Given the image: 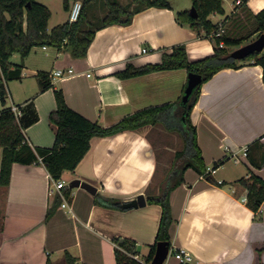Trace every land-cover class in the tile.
<instances>
[{
	"label": "crops",
	"instance_id": "obj_1",
	"mask_svg": "<svg viewBox=\"0 0 264 264\" xmlns=\"http://www.w3.org/2000/svg\"><path fill=\"white\" fill-rule=\"evenodd\" d=\"M39 2L51 11L48 31L68 20L69 10H65L61 21L51 22V0ZM241 2L245 11L236 0H231L227 9L223 0L224 14H212L211 22H225L228 31L234 33V19L252 21L251 14L264 8V0ZM184 9L188 8L181 9L171 0L170 8L148 7L135 13L127 25L97 29L83 58L72 57L64 45L35 46L25 58L13 54L9 61L22 64V71L19 79L6 83L5 106H17L20 116L28 107L36 113L37 119L23 129L28 144L53 145L55 128L48 115L55 108L54 89L62 90L72 110L103 127L144 108L176 101L187 82L185 69L130 78H119L115 73L128 62L135 66L157 63L163 51L170 52L177 44L185 45L190 60L213 54L210 36L176 21L175 12ZM142 48L147 51L142 52ZM57 69L72 72L52 77L50 74ZM39 72L48 73L51 80V87L43 91L36 77ZM13 81L18 83L10 87ZM190 120L205 165L223 161L211 175L224 184H212L192 169L185 171L183 183L169 195L171 248L185 249L196 264H258L255 249L264 245V201L257 212L250 210L244 201L247 191L238 180L252 170L264 181V166L255 168L242 154V149L256 139L264 145L262 67L248 62L239 68L217 71L201 84ZM173 137V132L161 125L93 137L75 169L61 175L65 180L79 179L94 185L95 194L105 198L127 201L143 194L145 205L131 209L95 203V194L80 187H66L63 192L69 189L68 207L60 206V198L52 216L45 220L56 196L49 194L47 170L42 163H13L8 186L0 188L4 192L0 264H47V260L65 264V250L77 263L116 264L115 239L133 240L135 258L144 259L154 243L161 216L160 205L147 199L164 190L159 181L172 153L174 158L175 151L168 143ZM1 154L0 149V161ZM171 248L163 264H179ZM260 262L264 264V250Z\"/></svg>",
	"mask_w": 264,
	"mask_h": 264
},
{
	"label": "trees",
	"instance_id": "obj_2",
	"mask_svg": "<svg viewBox=\"0 0 264 264\" xmlns=\"http://www.w3.org/2000/svg\"><path fill=\"white\" fill-rule=\"evenodd\" d=\"M73 1L75 0H62L63 9L69 10ZM191 1L197 11V16H191L189 9L178 10L175 12L176 21L195 32L203 31L205 35H211L218 29L219 24L212 23L210 16L214 13L224 14L223 0ZM81 2L82 8L75 22L67 20L48 31L47 24L51 11L46 5L37 0H0V103L2 104L0 109V149L2 150L0 188L5 189L8 186L13 163L25 165L42 163L51 179H59L64 171L75 169L89 150L90 140L93 137L113 135L147 125H161L170 132H177L182 139V148L174 153L166 188L160 195L150 196L147 199L148 203H156L161 207L155 240L148 255L138 260L135 258L133 240H114L116 264H150L159 241L169 242L171 248L169 228L173 223V217L169 195L173 189L183 183L185 171L192 169L212 184H224V182H217L206 171L207 166L197 143L196 128L191 123L190 113L198 99L201 84L220 69L239 68L245 63L252 62L262 67L264 83V49L260 52H252L239 60L230 57L231 51L254 40V35L264 33V8L256 14H251L252 30L250 32L232 34L225 26V22H222L221 36L211 37L213 54L209 56L190 60L185 45L177 44L171 47L170 52L163 51L161 60L157 63L135 66L128 62L124 69L115 73L119 78H130L172 69H185L187 73H196L200 75L201 83L193 90L185 105L181 104L183 89L180 97L174 102L144 108L123 117L109 127H103L98 122L90 121L72 110L66 104L62 90L54 89L55 108L48 115V121L55 128L53 145L51 147H31L24 137L23 129L37 119L36 113L28 107L24 114L17 117L11 110V106H5L6 83L19 79L22 71V64L11 63L10 57L18 54L21 58H25L35 46L50 45L60 48L64 45L72 57L83 58L86 56L87 48L97 29L112 24L127 25L135 13L148 7H171V0H130L131 3L127 6L117 0H81ZM98 3H104L105 13L101 19L96 21L91 11L92 6ZM240 6L243 11L247 9L242 2ZM219 41H223V47L218 45ZM36 77L40 91L51 87L48 73L39 72ZM246 156L255 168L263 167L264 145L258 139L254 140L247 145ZM222 162L214 163L212 167L216 169ZM238 182L247 191L245 204L250 210L257 212L264 201V181L259 175L249 170L247 176L239 179ZM68 190L64 191L65 196L68 195ZM133 200L119 201L102 197L98 193L94 196L95 203L119 209L136 207L133 205ZM59 204L60 197L56 194L45 220L52 216ZM255 250L259 256L258 264H261L260 256L264 245ZM173 251L171 248V253ZM63 255L65 264H84L77 263V259L67 250L63 252ZM47 264H51L49 260Z\"/></svg>",
	"mask_w": 264,
	"mask_h": 264
},
{
	"label": "water",
	"instance_id": "obj_3",
	"mask_svg": "<svg viewBox=\"0 0 264 264\" xmlns=\"http://www.w3.org/2000/svg\"><path fill=\"white\" fill-rule=\"evenodd\" d=\"M189 13L191 16L196 17L197 11L194 6H192L189 9ZM264 49V33L259 34L254 40L234 49L230 53V57L236 60L242 59L246 56H248L252 52H260ZM201 83V77L200 75L196 73H188L187 75V82L184 88V93L181 98V104L185 105L192 94L193 90ZM69 188L73 187H80L85 189L91 194H95L97 188L86 182L81 181L79 179H72L69 184ZM146 203V199L143 194H138L134 200L133 205L136 207L144 206ZM170 252V245L167 241H159L156 244L155 252L153 255L152 260L150 261V264H163L165 260L167 259ZM190 264V263H186Z\"/></svg>",
	"mask_w": 264,
	"mask_h": 264
},
{
	"label": "rangeland",
	"instance_id": "obj_4",
	"mask_svg": "<svg viewBox=\"0 0 264 264\" xmlns=\"http://www.w3.org/2000/svg\"><path fill=\"white\" fill-rule=\"evenodd\" d=\"M39 1V0H38ZM118 2H120L122 5H129L131 2L130 0H117ZM172 2H174V4L177 7H180L181 9L184 8H188L190 9L192 7V1L191 0H172ZM231 3V0H224V7L228 9L229 5ZM51 5L53 7V18L51 19L52 21H61L60 18L65 16V10L63 9L62 6V0H51ZM105 11V5L104 3H98L97 5H93L92 6V11H91V15L93 16V18L98 21L99 19H101L104 16V12ZM237 19L233 20V32L232 34H239V33H247L250 32V30H252V21H248V20H243L240 19L239 21H236ZM241 20H243V22H241ZM257 37L254 36L253 39H255ZM15 61L18 60V55H16V57L14 58ZM29 76V75H28ZM17 81H13L12 83L9 82V85L11 87L12 86H16L17 85ZM174 134V140H172L171 142L167 141L168 143H170L172 149L174 151H178L182 148V139L180 137V135L177 132H173ZM173 159V153L171 155V157L169 158V163H168V167L170 165V160ZM168 167L166 169H164V171L162 170V175L160 177V183H161V187L163 186L162 189L166 188V183L168 180V176L170 174V172L168 171ZM167 178V179H166ZM3 198H4V192L2 189H0V226H1V215H2V204H3Z\"/></svg>",
	"mask_w": 264,
	"mask_h": 264
},
{
	"label": "built area",
	"instance_id": "obj_5",
	"mask_svg": "<svg viewBox=\"0 0 264 264\" xmlns=\"http://www.w3.org/2000/svg\"><path fill=\"white\" fill-rule=\"evenodd\" d=\"M236 4L240 5L241 4V0H236ZM82 8V2L81 0H75L72 2L71 7L69 9V13H68V21L69 22H75L80 14ZM223 32V27H222V23H219V27L218 29L213 32L211 35H209L210 37H218L221 36ZM218 45L220 47L224 46L223 41H219ZM142 52H146L147 49L146 48H142L141 50ZM72 72L71 69H67L66 72L63 71L62 69H57L55 71H53L50 75L52 77H62L65 74H70ZM11 110L13 111V113L19 117L20 116V111L19 108L17 106L11 105ZM246 151L247 148L244 147L242 149V154L243 156L246 155ZM235 162H238L237 159H235ZM216 169H214L212 166H208L206 168V171L209 172L210 174H213L215 172ZM70 180H65L63 178H59L57 180L51 179L50 178V189H49V194L52 196H54L55 194H58L59 197L61 198L62 202L60 204L61 207H68V202H67V197L64 195L63 190L68 187ZM244 201H246V198H244ZM174 258L178 261L179 264H186V263H190V264H196L198 262H196L193 258V256L186 251L183 248H176L174 249V251L172 252Z\"/></svg>",
	"mask_w": 264,
	"mask_h": 264
}]
</instances>
